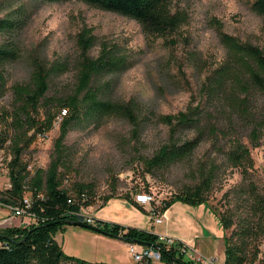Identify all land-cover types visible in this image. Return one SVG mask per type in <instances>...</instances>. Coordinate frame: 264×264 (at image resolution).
<instances>
[{
    "label": "rangeland",
    "instance_id": "1",
    "mask_svg": "<svg viewBox=\"0 0 264 264\" xmlns=\"http://www.w3.org/2000/svg\"><path fill=\"white\" fill-rule=\"evenodd\" d=\"M253 1L173 0L172 9L185 13L184 23L165 37L147 38L134 19L83 1L0 0V19L13 23L12 28L0 30V45L11 46L15 54L0 66L4 79L0 112L11 104V86L28 80L32 58L66 63L67 70L55 76L54 83L67 90L76 78L80 32L90 30L94 37L89 49L92 57L104 45L116 48L124 62L117 73L102 75L100 81H109L103 92L114 101L138 102L139 123L134 127L126 119L111 117L100 124L71 129L64 138L70 164L68 184L94 185L99 199L84 209L89 215L101 209L119 224H144L155 230L172 224L186 236V244L200 248L205 255V251L218 248L206 244L210 240L215 244L218 235L208 214L198 209L203 208L202 203L186 205L174 200L167 209L172 213L163 216L161 223H155L148 210L153 207L164 214L163 202L197 183L200 166L213 164L215 178L205 194V204L218 218L225 214L234 220L225 234L251 218L250 188L264 189V91L248 99V113L242 114L224 99L210 98L201 87L228 55L220 39L222 33L264 51V20L252 10ZM189 108L202 112L199 127H178L175 138L191 139L201 129L202 140L190 156L148 172L142 158L151 157L170 135L159 116ZM57 134L58 121L23 153L31 170L48 165ZM236 143L248 149L250 163L235 164L229 160L228 152ZM9 157L6 146L0 149V190L9 187ZM140 191L150 193L153 200L139 204V208L131 199L135 201L134 196ZM105 196H109L106 201ZM20 218L29 220L27 216ZM53 237L65 254L87 263L132 264L126 241L89 228L66 225ZM194 239L196 243L192 242ZM216 257L219 263L223 262L220 254Z\"/></svg>",
    "mask_w": 264,
    "mask_h": 264
},
{
    "label": "trees",
    "instance_id": "2",
    "mask_svg": "<svg viewBox=\"0 0 264 264\" xmlns=\"http://www.w3.org/2000/svg\"><path fill=\"white\" fill-rule=\"evenodd\" d=\"M79 1L134 19L147 38L165 37L186 19L181 10L172 9L173 0ZM251 8L264 20V0H254ZM12 27V22L0 19V30ZM78 35L76 78L71 88L66 90L54 83L55 76L67 70L66 63H46L34 57L31 59L28 80L11 86V104L0 112V149L6 146L10 156L6 161L9 187L0 190V203L21 205L26 196L30 201L28 211L34 217L26 225L0 228V264H96L65 254L53 237L57 230L69 225L70 220H82L78 215L81 208L90 207L99 199L92 183L68 184L70 164L64 138L71 129L100 124L111 117L126 119L136 127L139 123V104L135 100L118 102L105 96L103 90L109 81H100V78L120 71L124 59L116 48L105 45L96 57L90 56L89 49L94 38L91 31L84 30ZM220 39L228 55L206 77L201 89L210 98L224 99L232 109L247 114L248 99L264 91V51L253 44L239 42L226 33H222ZM14 57L11 46L0 45V66ZM3 86L4 79L0 76V90ZM201 117L202 112H197L195 108L177 114L160 115L159 120L169 128V140L151 157L142 158L146 170L152 172L155 168H164L190 156L202 140L204 131L198 129L196 136L183 140H177L175 132L178 127H199ZM56 121L58 134L53 141L48 165L31 170L23 153L38 137L47 134ZM228 158L235 164L244 161L250 163L249 151L240 143H236L228 152ZM215 171L213 164L200 166L198 182L164 201L161 211L166 210L174 200L189 205L205 203V194L212 185ZM108 197H103L104 201ZM250 197L248 211L251 218L243 220L237 228H232L229 235L223 237L224 264H264V189L258 191L252 186ZM131 201L140 208L134 200ZM219 219L224 230L234 225L229 215L221 214ZM92 226L97 228L93 231L127 243L158 246L163 264H190L183 260L178 248L181 244L179 241L166 246L158 240L156 233L96 218Z\"/></svg>",
    "mask_w": 264,
    "mask_h": 264
},
{
    "label": "built area",
    "instance_id": "3",
    "mask_svg": "<svg viewBox=\"0 0 264 264\" xmlns=\"http://www.w3.org/2000/svg\"><path fill=\"white\" fill-rule=\"evenodd\" d=\"M135 202L138 204H150L153 200V197L150 193L147 192H137L135 194ZM30 205L29 198L24 196L22 199V204L17 206L7 205L14 216H27L29 220L27 222L23 221L26 225L30 221L34 220L33 214L29 213L28 207ZM81 208V211L78 213L82 217V221L87 224L95 225V217L89 215L85 210ZM151 214V218L154 219L155 223H161L163 220V214L159 210L151 207L148 210ZM158 235V240L164 242L166 246L175 244L177 241L181 242L178 246L180 253L183 255V260L189 262L190 264H222L219 263L216 255H203L192 245L186 244L184 241L177 240L173 237ZM128 251L134 262V264H163L160 259V250L158 246L153 245H143L135 242H128ZM136 246H139L136 248ZM169 264H175L171 262Z\"/></svg>",
    "mask_w": 264,
    "mask_h": 264
},
{
    "label": "crops",
    "instance_id": "4",
    "mask_svg": "<svg viewBox=\"0 0 264 264\" xmlns=\"http://www.w3.org/2000/svg\"><path fill=\"white\" fill-rule=\"evenodd\" d=\"M186 207L188 209V206H186ZM202 207L203 208H198V209H200V211L206 212L208 214V218H210V223H211V225L213 223L214 228L216 230V234L218 235L217 241L215 244H213V242L211 240H210V242H206V244H210V246L216 245L218 248L205 251L204 254L205 255H216L218 253L222 257V260H223L222 263L224 264L225 244H224L223 237L225 235V232H224L225 230L223 229V227L221 225L220 219L218 218V216L214 212L211 211L209 206H207L205 203H202ZM167 209L164 210L163 216H167L170 213H172L173 210L170 212H167ZM182 209L185 210L183 208V206H182ZM193 211L196 212L195 210H193ZM90 214L93 217H95L96 219L103 220V221L108 220L110 222L117 223V221H115L116 219L113 220V219H111L112 217H107L105 212L101 209L100 210H98V209L93 210L92 212H90ZM17 218H19V219H17ZM21 224H24V223H23V220L20 218V216H14L11 213V211L7 205L0 203V228L19 226ZM127 224L128 225H126V226H132V227H137V228L139 227L140 229H145V230L151 231V232L156 233V234H161V235L173 237V238H175L177 240H181V241H184L186 238V236L183 233H180L179 228L173 227L172 224L167 225L162 230H155L153 226L152 227H145L144 224H139V225H137V223H127ZM69 225H71V224H69ZM112 238H114V237H112ZM192 242L196 243V239H194ZM196 249L200 253H202L200 248L196 247ZM131 263L134 264L133 260Z\"/></svg>",
    "mask_w": 264,
    "mask_h": 264
},
{
    "label": "water",
    "instance_id": "5",
    "mask_svg": "<svg viewBox=\"0 0 264 264\" xmlns=\"http://www.w3.org/2000/svg\"><path fill=\"white\" fill-rule=\"evenodd\" d=\"M69 224H71V225L82 226V227H85V228H89V229H91V230H96V229H97L96 227H94V226H92V225H90V224H87V223L83 222V221L80 220V219H77V220H70V221H69Z\"/></svg>",
    "mask_w": 264,
    "mask_h": 264
}]
</instances>
